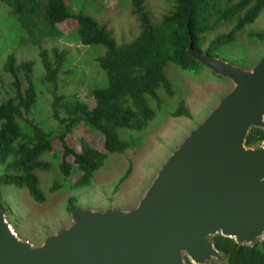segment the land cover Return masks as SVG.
Returning <instances> with one entry per match:
<instances>
[{"label": "trees", "instance_id": "16d2710c", "mask_svg": "<svg viewBox=\"0 0 264 264\" xmlns=\"http://www.w3.org/2000/svg\"><path fill=\"white\" fill-rule=\"evenodd\" d=\"M1 1L9 6L24 32L21 44L39 50L43 72L40 82L51 86V117L57 129L46 132L27 119L37 102L34 62H17L13 54L8 55L1 67L2 79L8 83L6 92L10 91V95L0 99V187L24 189L38 204L44 203L46 198L39 189L36 174L50 169L42 157L53 151V140H59L63 147L58 163L61 174L65 178L74 170L79 174L71 187L89 186L109 154H123L139 144L135 138L122 140L118 130L142 131L155 116L149 102L154 101L157 106L162 103L158 89L166 96L174 94L165 74L166 66L172 63L183 72L200 74L204 66L186 53V47L192 43L198 51L225 61L232 60L233 64L245 69L250 65V55L235 48L238 36L264 9V0H175L169 12L158 23H153L145 10L144 0H131V13L139 24L140 34L130 43L118 46L105 26L86 14L73 13L65 0ZM71 18L77 22L76 36L82 46L100 45L105 49V54L97 57L96 62L104 71L108 85L87 90L92 106L76 95L68 96L56 90L68 51L57 46L48 48L46 43L63 38L58 25ZM221 28L226 30L208 40L209 35ZM247 38L262 42L264 32L247 34ZM214 79L223 80L221 77ZM171 116L193 118L182 100ZM79 125L102 135L104 151L97 150L84 139L80 140L79 151L66 145L67 135L73 134ZM259 141H264V131L251 129L246 144ZM68 156L72 157L71 162L66 160ZM130 172L129 167L113 193ZM59 187L54 184L50 191ZM72 201L70 199L69 204ZM0 203L5 207L1 196ZM212 240L215 248L227 258L226 264H264V240L253 246L240 245L221 235ZM186 260V264H192Z\"/></svg>", "mask_w": 264, "mask_h": 264}, {"label": "water", "instance_id": "95a60500", "mask_svg": "<svg viewBox=\"0 0 264 264\" xmlns=\"http://www.w3.org/2000/svg\"><path fill=\"white\" fill-rule=\"evenodd\" d=\"M233 88L182 141L130 210H71V225L33 246L0 203V264H204L227 258L216 235L264 240V55L250 69L186 47Z\"/></svg>", "mask_w": 264, "mask_h": 264}, {"label": "rangeland", "instance_id": "374dc122", "mask_svg": "<svg viewBox=\"0 0 264 264\" xmlns=\"http://www.w3.org/2000/svg\"><path fill=\"white\" fill-rule=\"evenodd\" d=\"M73 13H83L99 24L106 27L118 46L130 43L140 34V27L132 15L131 0H65ZM175 0H144L145 10L153 23H158L161 17L169 12ZM63 32V38L46 43L47 47L57 46L68 51L67 59L62 68V74L57 84V92L68 96L76 95L80 101L92 106V100L87 95L88 89L105 88L108 85L107 77L96 62V58L105 54L103 46H82L76 36L77 22L68 19L58 25ZM226 30L221 28L209 35ZM264 32V9L250 25H247L238 36L236 49L244 50L250 55V69L264 55V41L259 42L247 38V34ZM24 32L19 26L16 16L12 15L5 3L0 0V99L10 95L5 79H2L1 67L6 57L13 54L16 61H33V83L36 88L37 102L27 115V119L38 124L44 131L57 129V123L51 117V86L43 85L40 81L43 72L38 56V48L29 44H21ZM252 54V55H251ZM226 59V58H225ZM233 63L232 60H227ZM244 69V68H243ZM165 74L172 84V96L160 92L162 103L157 106L154 101L149 102L155 112L154 118L147 127L140 132L126 129L118 130L122 140L137 139L139 144L131 147L123 154H109L103 167L93 175L89 186L72 188V183L78 178L74 170L65 178L59 168L63 147L59 140L52 142L53 151L42 157L49 163L50 169L38 172L39 189L45 196V202L38 204L27 194L26 190L15 187H0V196L5 203L7 220L17 235L29 241L33 246L41 245L49 235L71 225V210L89 209L106 211L110 209L130 210L138 204L144 192L155 179L162 165L177 149L182 141L200 124L217 106L220 99L232 88L230 80H216L206 67L194 75L183 72L172 63L165 68ZM9 93V94H7ZM191 112L193 118L183 116L173 118L171 113L180 101ZM133 136V137H132ZM87 140L94 148L104 151L103 138L98 132H89L84 125H79L75 132L66 137V145L77 151L80 149V140ZM71 162L72 157L68 156ZM130 167V175L118 187L119 180ZM58 184L54 191L50 188ZM73 199L71 204L69 200ZM204 264H225L224 259L211 257Z\"/></svg>", "mask_w": 264, "mask_h": 264}, {"label": "clouds", "instance_id": "9594fccd", "mask_svg": "<svg viewBox=\"0 0 264 264\" xmlns=\"http://www.w3.org/2000/svg\"><path fill=\"white\" fill-rule=\"evenodd\" d=\"M261 241H263V240H261ZM261 241H258V242H261ZM187 261V260H186ZM186 261H185V263H186ZM191 263V262H190ZM226 264V263H225Z\"/></svg>", "mask_w": 264, "mask_h": 264}]
</instances>
